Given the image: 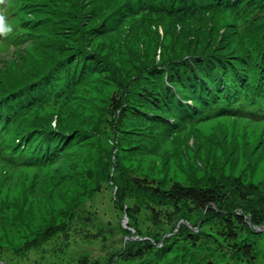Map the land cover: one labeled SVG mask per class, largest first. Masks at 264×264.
I'll return each mask as SVG.
<instances>
[{
    "label": "rangeland",
    "instance_id": "obj_1",
    "mask_svg": "<svg viewBox=\"0 0 264 264\" xmlns=\"http://www.w3.org/2000/svg\"><path fill=\"white\" fill-rule=\"evenodd\" d=\"M3 1L7 39L22 17L34 27L23 39L0 44V98L47 66L52 44L70 46L71 38H82L80 50L95 58L85 54L90 65L67 92L22 100L23 109H11L4 121L3 141L32 129L42 155L36 163L0 160V264H135L123 251L146 242L157 250L155 264H264V102L240 115L214 113L215 107L185 109L181 118L169 111L167 123L133 116L141 108L151 112L141 94L159 81L162 69L150 71L152 65L162 68L167 57L197 53L219 38L236 59L247 61L252 78L251 60L264 57V16L256 19L257 8L219 3L187 15L178 0L148 6L174 5L169 15L139 8L149 0ZM23 87L8 89L11 97ZM112 96L120 102L113 115L107 109ZM64 136L69 142L52 157V146ZM132 175L162 188L173 181L221 186L227 209L261 220L247 219L254 233L239 237L251 243L250 260L229 255L216 238L217 224L183 208L175 229L153 234L145 204L164 207L165 201L133 187ZM180 223L213 241L188 243Z\"/></svg>",
    "mask_w": 264,
    "mask_h": 264
},
{
    "label": "trees",
    "instance_id": "obj_2",
    "mask_svg": "<svg viewBox=\"0 0 264 264\" xmlns=\"http://www.w3.org/2000/svg\"><path fill=\"white\" fill-rule=\"evenodd\" d=\"M156 1L160 0H149V2L147 1V7L139 5V8H143L146 11L163 10L169 15L170 12L173 13L175 11V9L171 8L174 5L170 8L163 6L162 9H150L148 6L151 3L158 6ZM178 1L180 5L179 9H185L184 12L187 15L196 14L197 11L201 10H209L217 7L219 3H225L229 5L228 7H236L238 4H241L242 9H246V7L257 8L255 9L257 20L262 19L264 16V0ZM3 2V0H0L1 13L6 10ZM152 4L151 7H153ZM85 13L90 14L88 11ZM3 18L4 16L0 15V44L4 43L6 45V42H8L12 35L8 39L5 36L4 33L7 27H4ZM57 20L62 21L63 17L55 21ZM32 23L26 17L20 18V23H16V25H20L17 26L11 39L15 42L17 41L16 38L23 39V37H26L25 35L28 33L25 30L29 27L33 28L34 24ZM65 24L69 25L71 23L66 22ZM73 26L75 30V23H73ZM98 27L92 30L96 31ZM74 38L68 41L70 46L67 45L68 43H66V46H60L58 43L52 44V55L46 67L32 74L29 79H24L25 81L16 83V85H12L2 91L3 97L0 98L1 161L18 164L21 162L36 163L40 159V155H42L40 153V146H38L36 140L33 141L32 139V135H35L32 133L34 130L25 128L16 134L13 140L3 141L2 130H5L3 129L5 126L4 121L8 120L15 111L23 109L19 107L22 100L23 102L29 98L33 100L40 95H44V99L56 96L59 93L67 92L71 88V85L78 80L79 73L83 71L86 65H90V62L86 60L87 57L91 56L90 58L94 59L95 56L88 51L80 50V47L86 43H84L82 38ZM220 39H216L214 41L215 45L211 47L202 46L197 53L185 50L179 55L176 54L172 59L167 57L168 61L162 68H156L152 65L150 71L162 69L161 74L157 77L159 81L148 89H144L141 94L142 98L148 101L151 112L148 108H141V111H135L136 113L134 112L133 116L140 115V118L153 119L157 123H163V121L167 123L168 119H172L168 118L167 113L169 114V111L177 114L178 118H181L180 114L185 109L187 111L194 109L197 112L198 107H215L214 113L222 114L229 112V114L236 115H240V112H250L256 107L260 109V102H264V57L257 55L258 61L253 62L251 60L252 65L250 66V70L254 69L255 71V75L251 78L250 73L246 69L247 61L236 59L235 53L233 54L228 47L220 45ZM62 47L63 50L60 51ZM66 47L68 49H65ZM204 50L207 51L203 52ZM85 54L89 56H85ZM187 56L188 59L183 60ZM20 84H24V87L15 89V97H11L12 90L8 89L15 88ZM13 98L18 99L20 103L13 105L10 101ZM111 100L112 102L110 101L107 109L113 110L110 111V114L113 115L115 108L120 102L114 96L111 97ZM124 108L126 107H122V109ZM11 109H14L12 113L10 112ZM162 111L163 113L160 114ZM263 114L260 115L263 116ZM166 128H169V124ZM49 136L52 139L53 137L56 138L54 134H50ZM68 142L69 139L66 136L55 141L51 148L53 151L51 156L54 157L58 154L59 149L62 146H66ZM47 144L49 145V142ZM129 181L133 187L149 194L150 197L165 201L166 206L164 207L154 206L149 203L145 204L147 223L156 236L165 233V230L176 228L175 226L181 218L183 208L188 211L189 215L193 213L204 215L209 221L217 224L216 238L219 242L221 241L223 244H226L225 249L228 250L227 253L229 255L240 260H250L251 243L246 242L243 237L239 240V237L244 235L249 236L254 233L248 226L247 219L251 220L252 224L257 225L262 224L261 220L259 219L260 221H258L256 217L248 218L245 214H241L240 211H235L232 207L227 209L228 198L224 196L221 186L200 187L184 185L178 181H173L168 188H162L155 181L136 175H132ZM241 212L246 213L242 210ZM179 227L182 228L179 230V234L190 244L196 245L200 241H213L211 234L206 235L205 233H199L200 231L194 232L181 223ZM216 244L218 245V243ZM123 252H126V255H128L124 260L127 262L131 260L130 263H157V250L153 244L147 242L135 248L129 245ZM83 264H87V262L85 261Z\"/></svg>",
    "mask_w": 264,
    "mask_h": 264
},
{
    "label": "water",
    "instance_id": "obj_3",
    "mask_svg": "<svg viewBox=\"0 0 264 264\" xmlns=\"http://www.w3.org/2000/svg\"><path fill=\"white\" fill-rule=\"evenodd\" d=\"M206 264H212V263H209V262H208V263H206Z\"/></svg>",
    "mask_w": 264,
    "mask_h": 264
}]
</instances>
